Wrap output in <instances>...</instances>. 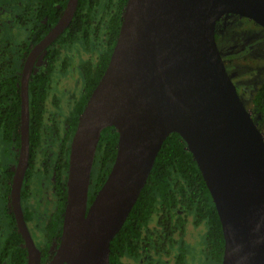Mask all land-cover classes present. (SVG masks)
<instances>
[{"label":"water","instance_id":"obj_1","mask_svg":"<svg viewBox=\"0 0 264 264\" xmlns=\"http://www.w3.org/2000/svg\"><path fill=\"white\" fill-rule=\"evenodd\" d=\"M77 4L67 0L21 72L11 204L26 264H40L20 205L29 159L28 82L38 54L69 26ZM225 15L264 29V0H126L108 64L70 140L61 237L48 264H110V242L170 134L183 140L210 194L224 241L220 264H264V140L216 43V22ZM106 128L118 135L115 158L88 207Z\"/></svg>","mask_w":264,"mask_h":264},{"label":"trees","instance_id":"obj_2","mask_svg":"<svg viewBox=\"0 0 264 264\" xmlns=\"http://www.w3.org/2000/svg\"><path fill=\"white\" fill-rule=\"evenodd\" d=\"M40 2L46 8V13H49L50 25L54 26L67 0ZM125 4L126 0H78L71 23L49 46L47 63L41 64L29 82V139L34 160L38 151H41L43 138L51 137L45 124V116L51 75L53 78L56 67L59 69L56 64L60 60L61 51L79 45L89 53L95 44L101 46L94 61L88 60L79 66L83 77L80 97L66 118L58 149L51 162H45L46 170L49 166H54L57 171L61 213L65 204L69 143L86 101L106 69ZM68 60L67 56L63 58L60 70L65 69L64 64ZM16 83L15 76L0 75V150L2 145L3 156L18 147L20 95ZM247 106L246 109L256 126L259 128L262 125L264 128V79L252 93ZM50 130L56 131L57 137L56 126H52ZM117 137L113 128H106L101 133L91 177L94 184L90 186L89 197L91 190L96 192L100 189L110 171L115 158ZM5 162L8 161H0V166H5ZM152 221L154 224L150 226ZM190 224L194 227H206L203 255L207 263L220 264L224 241L215 207L185 143L177 134H170L163 142L148 179L125 223L110 242L109 263L123 264V259L127 258L143 264H166L165 259L169 257L175 264H184L187 248L184 237ZM20 245L17 264H26L21 239Z\"/></svg>","mask_w":264,"mask_h":264},{"label":"flooded vegetation","instance_id":"obj_3","mask_svg":"<svg viewBox=\"0 0 264 264\" xmlns=\"http://www.w3.org/2000/svg\"><path fill=\"white\" fill-rule=\"evenodd\" d=\"M231 19L232 17L227 18V22L224 24L223 30L221 29L222 26H220L218 21L216 22V27H215L216 43L221 53V56L223 57L226 69L230 67L229 65L232 60V57L227 55L229 51L225 52L224 50L221 49V47L218 45L219 44L218 42L223 37L224 33L222 32H225L226 29L225 26L227 24L237 25ZM236 19L241 20L239 18ZM245 20L246 19H244V21ZM248 22L253 24V22L251 21ZM33 24L35 25L33 26ZM253 25L258 26L256 24ZM52 27L53 26H51L49 23V13H46V8L41 4L40 0H0V75L11 74L17 78L16 87L19 90V95H20L21 72L24 67L27 56L32 51L34 46L41 39L44 38V36L50 31ZM262 30L264 29L262 28ZM250 36L252 35H249V37ZM49 46L38 54L33 65L31 75L29 77V82L32 75H34L37 69L40 68L41 64L44 65L47 63L46 58H48ZM259 47L260 44H258L257 46L252 45L249 47V49L250 50L254 49V53H255V51H257ZM62 60L58 61V63L60 62V64H58L59 69H60V65L63 62ZM82 63L83 62L79 63L78 67L76 68L78 72H80L79 66ZM82 78L83 77L81 74V80H82L81 89L83 85ZM29 82H28V101H29ZM51 83H52V75H51V82L49 87L50 89H49L47 107L52 98ZM237 92L239 94L238 88H237ZM80 94H81V90H80ZM79 97L80 95L72 102V108L75 102L79 99ZM53 100H55V98H53ZM47 119H48V113L45 116V124L49 129V135L52 137V139L50 140L51 142H49V146L55 147L56 149L51 151L48 155L44 153L42 154V156L44 157V160L42 162V167L41 170L37 171L35 166L38 155L36 154L35 159L32 160L31 145L29 139L28 165L20 191V205L23 214V219L25 221L31 239L38 250L40 264H48L57 250L61 237L63 214H64V208L62 213L60 210V199L57 191V181H56V173H57L56 168L54 166H49L47 170L45 168L46 166L45 162L47 163L51 162V158L54 156L53 154L58 149L59 141L62 137L61 138H59L58 136L56 137L55 134L56 131L50 130L52 129V126L48 124L49 120ZM65 121H64V127H65ZM19 125H20V113H19ZM29 135H30V111H29ZM49 138H45V140ZM2 148L3 147L1 145L0 161H5L6 159V161L8 162H5V166L2 165L0 166V264H17L18 263L17 254L21 248L20 239L22 240V247L25 249V255H26L25 258L27 257V251L26 248L24 247V241L19 233L18 226L16 223V218L11 204L12 202L11 187H12L14 172L16 170V165L18 161L20 136L18 138V147L17 148L15 147L10 154L3 156ZM68 155H69V151H68ZM68 155H67V167H68ZM67 167H66V178H67ZM93 172L91 171V177ZM66 178H65V196H66ZM37 179L38 181L39 180L46 181V184L44 185V183L42 182L38 183ZM92 184H94V179L90 180V186ZM41 190H43L44 192L41 193ZM97 191L98 189L96 190V192L91 190L90 193L91 197H88V207L91 205ZM60 214H61V218H59ZM58 233H59V237H58ZM197 247L198 250L201 249V242L197 245ZM188 250L189 247L185 249L186 255L188 254ZM166 261L168 262V264H175L172 258L169 259L168 257L167 259H165V262ZM204 261L207 263L205 256H204ZM184 264H188L187 257L185 259Z\"/></svg>","mask_w":264,"mask_h":264},{"label":"rangeland","instance_id":"obj_4","mask_svg":"<svg viewBox=\"0 0 264 264\" xmlns=\"http://www.w3.org/2000/svg\"><path fill=\"white\" fill-rule=\"evenodd\" d=\"M232 17L234 24H227L223 37L218 42L219 46L228 56L232 57L230 67H228V74L234 84L239 89V97L246 108L252 93L258 88L260 83L264 79V30L261 27L255 26L248 21L236 16L226 15L218 20L220 26H223L227 22V18ZM239 18L241 20H237ZM230 22V21H229ZM249 35H252L249 37ZM260 47L254 53V49H249L250 46ZM101 46L95 44L89 53L85 52L79 45H75L72 49H63L61 51L60 60L64 57H68L69 60L65 61V69L60 71L56 67V71L53 74L51 83V95L52 98L48 104V124L56 126L57 136L61 138L64 132V121L68 113L71 111L72 102L80 95L81 90V74L76 69L78 64L86 62L88 60L94 61L95 57L100 53ZM59 63L56 64L58 66ZM53 98L55 100L53 101ZM264 140V128L259 126ZM54 137V136H53ZM43 138L41 142L40 150L37 153V160L35 168L41 170L44 157L42 154H49L55 150V147L49 146V140ZM45 140V141H44ZM38 181V179H37ZM39 182L46 184V181L39 180ZM46 190V189H45ZM44 191L41 190V193ZM154 222L150 223L153 226ZM206 227L200 225L197 227L191 224L187 226L185 240L187 247H189L188 254L186 255L188 264H211L204 261L203 249L205 243ZM201 242V249L198 250L197 245ZM123 264H142L141 261L132 259H123ZM168 264V262L166 263Z\"/></svg>","mask_w":264,"mask_h":264}]
</instances>
